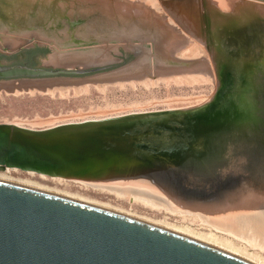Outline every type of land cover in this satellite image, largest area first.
Wrapping results in <instances>:
<instances>
[{
  "label": "rangeland",
  "instance_id": "374dc122",
  "mask_svg": "<svg viewBox=\"0 0 264 264\" xmlns=\"http://www.w3.org/2000/svg\"><path fill=\"white\" fill-rule=\"evenodd\" d=\"M142 3L165 51L190 69L155 72L151 56L152 73L140 79L72 84L53 94L2 91L0 125L43 130L129 118L133 124L109 136L111 145L145 162L101 181L13 168L1 169L0 178L183 230L264 264V52L247 51L242 32L238 39L234 32L246 15L264 17V0ZM159 8L168 18L158 15ZM163 160L187 167L190 185L141 174L140 167ZM217 209L228 215L220 219Z\"/></svg>",
  "mask_w": 264,
  "mask_h": 264
},
{
  "label": "water",
  "instance_id": "95a60500",
  "mask_svg": "<svg viewBox=\"0 0 264 264\" xmlns=\"http://www.w3.org/2000/svg\"><path fill=\"white\" fill-rule=\"evenodd\" d=\"M38 45L51 48L44 65L58 69L0 67V90L140 79L152 73L151 56L155 72L191 68L165 51L141 0H0V51ZM122 52L133 61L123 64ZM130 124L120 118L92 126ZM13 150L0 142V163ZM119 153L120 167L145 162L133 151ZM158 165L139 169L161 184L193 177L168 160ZM0 264L253 263L124 214L0 180Z\"/></svg>",
  "mask_w": 264,
  "mask_h": 264
},
{
  "label": "bare ground",
  "instance_id": "6f19581e",
  "mask_svg": "<svg viewBox=\"0 0 264 264\" xmlns=\"http://www.w3.org/2000/svg\"><path fill=\"white\" fill-rule=\"evenodd\" d=\"M159 9H160L159 11L156 9L158 15L160 14V16L162 15L168 18L167 13H165L166 9H164L165 12L162 11L163 8H159ZM68 86H72V84H56L53 86L46 87L44 89H40L37 87H28L25 89H13V91L11 92L0 90V92L3 91L8 94H17V95L25 92L31 94L35 92L53 94L56 90L59 89L64 90V87H68ZM102 122H109V121H102ZM99 123L101 122L84 123L79 125H75V124L61 125L59 127L43 129V130L26 129L21 127L20 124L18 123L0 125V142L2 144H7V146L10 147L13 146L14 149L13 158L6 157V159L0 163V170L1 169L8 170L13 168L28 172L30 174H38L40 176H49L53 178L59 177L63 179H73V180L81 178L84 181H86L87 179L90 181L91 179H93V181L99 179L101 181V179L107 178L108 176L113 175L115 172L122 173L126 171L127 168L129 167L119 166L122 164L121 162L123 157L119 152L113 149L109 137L113 133L116 134V132H123L125 130L123 127L126 126L123 127L116 126L113 128L112 127L102 128L100 125L92 126L94 124H99ZM36 124L42 125L41 123H36ZM31 125L33 126L34 124ZM117 166L119 167L118 169H114L115 171L110 170L112 169V167H117ZM184 169L187 172L190 171V170L188 171L187 167H184ZM0 180L12 182L18 185H22L37 190H42L48 193L56 194L59 196L84 202L93 206H97L103 209H107L116 213L124 214L106 206H101L90 202L88 203L81 199L72 198L64 194L55 193L49 190L47 191L45 189H41L26 183L15 182V181L13 182L1 178ZM189 180L191 181V177L189 178ZM185 184L190 185V182L187 181V183L185 182ZM217 212H218L217 214L221 215L223 211L220 212V210L217 209ZM225 213H227V211H224V215H228ZM124 215L164 228L166 230H170L172 232L184 235L186 237H190L194 240L205 243L209 246L218 248L232 255L238 256L250 263L259 264L258 262H255L253 258H250L251 256L249 258L242 257L241 256L242 254H239V252L233 249V247L231 246L226 247L223 245L224 247H226L224 248L222 245L218 244V242H215L210 239H203L202 237H197V236L194 237L186 232H183V230L181 231V230H176L173 228L161 226L160 224L146 221L141 218H136L135 216L132 215H127V214ZM222 215L219 216L220 219H222ZM225 219L226 220L223 221L230 223L227 217ZM213 238L215 240V237ZM260 262L262 264V261Z\"/></svg>",
  "mask_w": 264,
  "mask_h": 264
},
{
  "label": "flooded vegetation",
  "instance_id": "af4514ba",
  "mask_svg": "<svg viewBox=\"0 0 264 264\" xmlns=\"http://www.w3.org/2000/svg\"><path fill=\"white\" fill-rule=\"evenodd\" d=\"M50 54H51V48L49 46H40V45L32 46L29 48H20L18 50H12L10 52L0 51V67L10 68V67L22 66L30 69L56 70L58 68L48 67L44 65L45 62L49 60ZM122 55L124 57L123 64L131 62L134 59V56L130 53L122 52Z\"/></svg>",
  "mask_w": 264,
  "mask_h": 264
},
{
  "label": "crops",
  "instance_id": "0c3cea01",
  "mask_svg": "<svg viewBox=\"0 0 264 264\" xmlns=\"http://www.w3.org/2000/svg\"><path fill=\"white\" fill-rule=\"evenodd\" d=\"M242 22L243 23H240L241 25L234 26V32H235L236 38L238 39V36H240L239 33L242 32L244 36L241 35V40L245 44V49L247 51L249 49L250 51L261 50L263 54L264 52V48H263L264 46V17L254 16L253 18H249L246 15Z\"/></svg>",
  "mask_w": 264,
  "mask_h": 264
},
{
  "label": "trees",
  "instance_id": "16d2710c",
  "mask_svg": "<svg viewBox=\"0 0 264 264\" xmlns=\"http://www.w3.org/2000/svg\"><path fill=\"white\" fill-rule=\"evenodd\" d=\"M131 59V58H130ZM127 61H129V60H127Z\"/></svg>",
  "mask_w": 264,
  "mask_h": 264
}]
</instances>
